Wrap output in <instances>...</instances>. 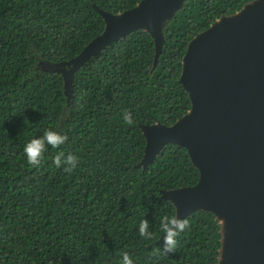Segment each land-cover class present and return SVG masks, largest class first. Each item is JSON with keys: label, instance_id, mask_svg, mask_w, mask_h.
<instances>
[{"label": "trees", "instance_id": "trees-1", "mask_svg": "<svg viewBox=\"0 0 264 264\" xmlns=\"http://www.w3.org/2000/svg\"><path fill=\"white\" fill-rule=\"evenodd\" d=\"M139 0H0V264H216L220 223L208 210L181 219L189 227L163 250L160 218L176 216L163 189L199 176L187 149L165 143L146 164L142 123L171 124L190 108L179 81L189 40L250 0H184L167 19L155 58L154 39L136 29L91 55L74 72L70 94L60 71L43 61L76 55L105 21ZM130 111L135 124L122 118ZM45 129L67 136L46 146L38 167L23 148ZM63 152L77 157L71 172L57 168ZM148 221L152 239L140 236Z\"/></svg>", "mask_w": 264, "mask_h": 264}, {"label": "water", "instance_id": "water-1", "mask_svg": "<svg viewBox=\"0 0 264 264\" xmlns=\"http://www.w3.org/2000/svg\"><path fill=\"white\" fill-rule=\"evenodd\" d=\"M184 0H139L104 17L102 32L73 57L43 61L60 71L67 94L74 72L91 55L136 29L154 39L155 58L162 26ZM179 81L190 108L171 124L142 123L151 161L167 142L184 146L198 168L195 183L163 189L181 219L198 209L211 211L220 223L216 264H264V0H250L197 32L182 56Z\"/></svg>", "mask_w": 264, "mask_h": 264}, {"label": "clouds", "instance_id": "clouds-1", "mask_svg": "<svg viewBox=\"0 0 264 264\" xmlns=\"http://www.w3.org/2000/svg\"><path fill=\"white\" fill-rule=\"evenodd\" d=\"M124 122L130 126L135 124L134 118L130 111H125L122 116ZM67 140V136L60 134L52 129H45L43 134L38 138L31 139L25 144L23 152L26 156L27 162L33 167H38L41 163L46 146L50 145L52 148H58ZM57 168L63 165V170L71 173L78 165L79 161L74 155H67L63 152L57 154L54 159ZM189 227L186 219H178L177 216L164 215L160 218V231L163 235V250L157 248L153 255L159 257L160 255H167L176 250V237ZM139 234L145 239H152L153 233L148 229V221L142 220L138 228ZM122 259L120 264H133L132 259L127 252L121 253Z\"/></svg>", "mask_w": 264, "mask_h": 264}]
</instances>
